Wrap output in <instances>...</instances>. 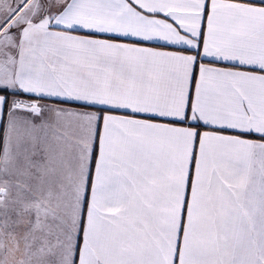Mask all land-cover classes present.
Listing matches in <instances>:
<instances>
[{
  "label": "snow or ice",
  "instance_id": "snow-or-ice-1",
  "mask_svg": "<svg viewBox=\"0 0 264 264\" xmlns=\"http://www.w3.org/2000/svg\"><path fill=\"white\" fill-rule=\"evenodd\" d=\"M0 264H264V0H0Z\"/></svg>",
  "mask_w": 264,
  "mask_h": 264
}]
</instances>
